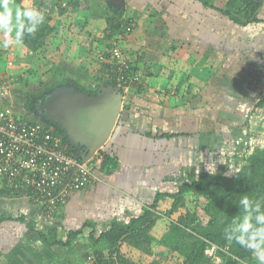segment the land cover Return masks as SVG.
<instances>
[{"label":"crops","instance_id":"crops-1","mask_svg":"<svg viewBox=\"0 0 264 264\" xmlns=\"http://www.w3.org/2000/svg\"><path fill=\"white\" fill-rule=\"evenodd\" d=\"M23 1L33 3L38 0ZM88 1L87 10L64 18L75 28L74 34L67 33L65 37L56 34L52 39L47 51L54 53L49 61L53 62L52 57L55 58V73L50 74L55 76V81L67 82L60 88H76L71 84L74 82L86 88V91L76 88L71 97L83 94L108 97L115 91L123 95L122 112L100 150L116 157L119 166L109 175L97 171L98 180L74 192L52 216L29 191L22 190L17 196L0 189V218H4L0 222V264H88L87 256L92 249L88 237H79L68 247L52 245L60 240V230L65 239L66 232L79 230L90 221L95 224L96 236H99L115 219L126 222L139 217L155 202L159 193H176L183 183H191L203 173H212L196 171L200 168L198 161L204 156L205 147L210 150L218 144L216 130L218 133L219 123L208 120L203 113V94L190 97L187 82L195 75L200 76L193 70L198 64L210 67L206 68L210 69L208 80L216 79L221 60L226 59L229 69L236 66L237 62L229 60L228 54L236 47L240 37L237 34L246 30L251 32L252 26L241 28L198 0ZM212 1L217 6H224L221 0ZM106 14L122 18L127 38L122 30L118 31L117 37H105L111 33ZM129 27L131 31H128ZM258 30L264 33L261 25ZM14 37L0 28V47L5 40L14 41ZM7 48L12 50L7 59H13L14 55L17 60L24 61L36 55L16 43H10ZM110 48L118 49L126 56L132 66L130 75H137L139 82L125 90L112 86L106 63H116L102 57L104 52H111ZM5 60L3 58V64L7 65ZM260 60L255 59L262 64ZM1 63L0 59V76L13 73L9 76L11 81L12 77L18 79L19 74L21 77V71L9 70ZM187 69L189 76L184 74ZM259 74L264 78L263 73ZM92 79L98 83L89 85ZM60 92L59 89L55 92L56 98L68 99ZM1 100L7 102H0V113L11 101V94ZM13 109L17 115L35 121L32 119L34 114H28L25 108ZM67 138L68 144L72 145L68 135ZM81 146L74 148L85 152V146ZM47 218L55 220L54 228H49ZM30 222L35 230L28 227ZM39 225L48 228L49 236ZM39 232L48 238L50 245L37 242ZM134 253L132 250L130 255Z\"/></svg>","mask_w":264,"mask_h":264},{"label":"trees","instance_id":"trees-1","mask_svg":"<svg viewBox=\"0 0 264 264\" xmlns=\"http://www.w3.org/2000/svg\"><path fill=\"white\" fill-rule=\"evenodd\" d=\"M7 1H11L20 7L23 4V0ZM62 1L64 0H52L51 2L38 0L28 7L42 9L45 15L44 22L39 25L35 34L25 33L22 46L29 52L33 54L43 53L49 48L56 34L65 37L72 30L74 34L75 28L65 22L64 18L68 15L77 14L78 11L87 10L89 1L67 0L65 7H62ZM198 1L206 8L218 11L222 17L241 28L261 25L264 30V18L260 17L264 0H227L224 6H217L212 0ZM24 8L27 7H22V9ZM108 15L106 14V21L111 33L105 35V37L112 39L120 35L119 30L123 31L122 25L124 22H121L122 18L119 15ZM123 32V35L127 38V33ZM259 51L264 58L263 45L260 46ZM110 53L106 51L102 54L104 60L108 59ZM113 63L115 62L113 61ZM106 66L112 86L118 87V66L112 63H106ZM50 72L55 73V71ZM65 83L67 82L55 81L52 89L55 86L65 85ZM68 84L70 83L68 82ZM71 84L81 91H86V88L81 86L79 82ZM49 92L50 90L47 89L29 95L28 109L31 113L36 107L34 100L36 102L44 101V96ZM262 103H264V99ZM7 105L3 110L11 108L9 104ZM23 118L33 122L26 116H23ZM54 132L63 138L65 145L63 148L73 154L71 149L74 151L76 149L68 145V138L64 129L57 128ZM100 155L102 163L99 172L112 174L119 166L117 158L104 151H100ZM244 160V166L232 176L225 175L222 171L203 173L191 183H183L176 193H159L155 202L147 206L139 217L131 218L126 222L115 219L111 222L110 228L99 236H96L95 224L88 221L81 229L66 232L65 239L56 241L52 245L68 247L79 237L86 235L92 246L87 259L93 258V264H163L172 254L182 258V264H202L205 260H208L205 255L206 248L210 244H215L220 248L218 255L223 259L222 264H242L243 262L257 264L253 253L249 249L234 241L229 242L225 239V237H230L235 240L241 235L238 229L244 219L236 220L240 216L251 217L253 222H256L258 217L264 215V147L245 155ZM7 191L15 193L17 196L22 192V190ZM211 192L214 194L207 207H205V213L209 216V221L204 224L199 216L198 205L191 204L186 195L192 193L198 198ZM244 196L250 199L246 208L239 206L240 200ZM164 202L168 204H162ZM43 208L46 212L45 206ZM181 209H185V215L180 217L178 221L173 220L169 223L163 236L155 232L160 223L159 221L172 219ZM3 221L4 218H0V222ZM27 224L29 228L35 230L32 222ZM39 238L44 243H49L48 238L41 232H39ZM127 249L134 250L135 253L130 257L131 253L128 255Z\"/></svg>","mask_w":264,"mask_h":264},{"label":"rangeland","instance_id":"rangeland-1","mask_svg":"<svg viewBox=\"0 0 264 264\" xmlns=\"http://www.w3.org/2000/svg\"><path fill=\"white\" fill-rule=\"evenodd\" d=\"M7 2L13 10L15 8L22 9V7L28 8L32 5V2L28 3L23 1V5L20 7L11 1ZM226 2L227 0H221L220 3L221 5H225ZM261 11L264 18V7ZM258 29L259 26H252L251 32L246 30L240 31L237 34V36L240 37L238 38L236 47L233 49L232 53L228 54L230 57L229 60L233 59L237 62L236 66L229 69L230 66H227L226 59L221 60L219 66L220 69L215 77L216 79L213 80V78H211V80H208L207 77L210 75V69L206 68L210 67L198 64L193 70H196L197 73L199 72L198 74L200 76L195 75V78H192L190 82H187L189 84L188 88L190 97L193 94H203V113L205 112L208 120H213L214 123L217 121L219 123L218 133L216 130L219 139L218 144L214 145L210 150L205 147L203 153L204 156L198 161L200 167L196 171L198 173H201V171H209L212 173L222 171L225 175L232 176L244 166L245 155L251 154L256 149L264 147V103H262L264 99V78L259 77V75H261L259 73H263L264 75V69H262L263 64L255 61L256 59L260 62V59H262V62L264 63V58L259 51L260 46L264 45L262 44L264 42V33H261ZM9 31H11V29H9ZM72 31L69 33L73 34ZM9 34L12 35V37L15 36L14 13L12 31ZM249 36H251V38ZM47 50L48 48L41 54L33 55L31 58L29 57L30 60L22 61V59L17 60L14 55H12L13 59H7V54L12 50L8 51V48H4L3 46L0 47L1 66L4 65L3 58H6L5 61L7 65H4V67L8 66L9 68H7L9 70L11 68L12 70L14 69L22 72L21 77H19L20 74L18 75V79L12 77V81L9 76L11 74L13 75V73L4 77L0 76V102H2L1 98H6L7 94H11V101L8 104H12L13 108H25L28 114H34L32 116L33 120L46 125L52 131H55L57 128L64 129L65 131V126L72 125L69 118L63 116V113H66L65 110L68 106V103H65V101H68L70 98H72V101L76 99V97H71V94L73 93L72 91H75L76 88L68 89L55 86L54 89H52L55 84V76L50 74V71H55V63L49 61V58H51L54 53L50 54ZM235 56H237V58H234ZM108 58L112 59V55ZM53 59L55 60V58L52 57V60ZM242 66L244 69H242ZM183 68L184 67L182 66V70ZM245 68L247 69L245 70ZM230 71H232L231 74H229ZM188 72L189 69H187L184 74L189 76ZM239 72L243 73L240 74ZM212 75L213 74H211V77ZM5 77L6 80L4 79ZM93 79L89 80V82L87 81L89 85H95L98 83ZM38 89H43L44 91L49 89L50 92L44 96V101L36 102L34 100L36 107L31 113L28 109L29 95L34 94L33 92H38ZM58 89L62 91L60 94L68 96V99L63 96H61L60 99L56 98L55 92H57ZM187 100L189 99L187 98ZM6 102L7 101L4 100L2 103L6 104ZM67 114H69V110ZM65 133L70 137L75 135L76 137H73V140L79 142V133L75 131H71L72 134H69L68 131H65ZM213 194L214 193L211 192L208 195L200 196L198 198L192 193L186 195V198L191 204L198 205L199 216L204 221V224H207L209 221V216L205 213V207H207ZM185 213V209H181L172 217V219L159 221L160 223L156 227L157 229H155V232L163 236L165 234L166 226L173 220L178 221L180 217L185 215ZM46 222L50 224L49 228L55 227L54 219L50 220L47 218ZM243 223L244 221L241 222V225ZM38 227L43 228V232L49 236L50 233L48 228L44 227V225H39ZM60 231L59 238L61 240L63 239L64 232ZM38 241L40 242L41 239H37V242ZM131 251L132 250L130 249L126 250L128 255ZM220 259L223 261L222 258ZM254 259L258 264V260L255 257ZM163 264H182V258L178 255L172 254L168 260L163 262ZM202 264L219 263L212 260H205ZM242 264H249V262H243Z\"/></svg>","mask_w":264,"mask_h":264},{"label":"built area","instance_id":"built-area-1","mask_svg":"<svg viewBox=\"0 0 264 264\" xmlns=\"http://www.w3.org/2000/svg\"><path fill=\"white\" fill-rule=\"evenodd\" d=\"M66 5L62 3V7ZM111 55L118 66L119 89L139 82L137 75H130V63L120 50H113ZM63 146V138L46 125L29 122L12 108L5 109L0 113V189L29 191L52 216L74 192L98 180L96 173L102 163L100 151L84 161L80 153L70 154ZM219 250L215 244L208 245L207 259L222 264ZM93 262L89 258L88 264Z\"/></svg>","mask_w":264,"mask_h":264},{"label":"water","instance_id":"water-1","mask_svg":"<svg viewBox=\"0 0 264 264\" xmlns=\"http://www.w3.org/2000/svg\"><path fill=\"white\" fill-rule=\"evenodd\" d=\"M71 99L65 101L68 106L63 116H67L72 125L65 126V131L69 134H72L71 131L79 133V142L73 140L75 135L71 137L67 135L73 141L71 146L78 148L81 145L85 146V152L81 153V157L87 161L102 150L108 141L122 112L123 95L115 91L113 96L108 97H91L83 94L74 101ZM68 110L69 114H67Z\"/></svg>","mask_w":264,"mask_h":264},{"label":"clouds","instance_id":"clouds-1","mask_svg":"<svg viewBox=\"0 0 264 264\" xmlns=\"http://www.w3.org/2000/svg\"><path fill=\"white\" fill-rule=\"evenodd\" d=\"M13 13L15 21L14 41L5 40L2 45L4 48H7L10 43L22 46L25 33H29L30 35L35 34L39 25L45 20L44 10L42 9L33 7L24 9L15 8L13 10L10 8L7 0H0V28H3L6 33L12 31ZM71 150L76 152L73 149ZM77 152L82 153L81 151ZM249 200L247 196H244L240 200L239 206L246 208L249 205ZM240 219H244V223L238 229L241 235L235 240L230 237H225V239L229 242L234 241L242 247L249 249L258 260V264H264V215L258 217L256 222H253L251 217L240 216L236 220Z\"/></svg>","mask_w":264,"mask_h":264},{"label":"flooded vegetation","instance_id":"flooded-vegetation-1","mask_svg":"<svg viewBox=\"0 0 264 264\" xmlns=\"http://www.w3.org/2000/svg\"><path fill=\"white\" fill-rule=\"evenodd\" d=\"M75 151L77 152V149Z\"/></svg>","mask_w":264,"mask_h":264}]
</instances>
